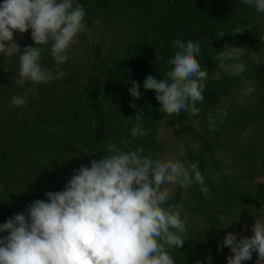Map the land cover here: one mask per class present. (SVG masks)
<instances>
[{
	"label": "trees",
	"instance_id": "obj_1",
	"mask_svg": "<svg viewBox=\"0 0 264 264\" xmlns=\"http://www.w3.org/2000/svg\"><path fill=\"white\" fill-rule=\"evenodd\" d=\"M74 2L84 7L83 23L94 39L85 65H76L69 54L57 69L50 45L39 46L41 66L66 74L51 85H18L20 53L0 55V224L17 213L27 215L26 205L46 200V192L63 190L73 171L103 156L108 144L123 151L143 147L144 155L157 159L165 149L157 137L163 125L192 146L179 160L198 163L207 188L204 193L193 182L171 192L168 204L178 206L186 227L183 246L169 249L174 264H227L230 249L218 250L224 235L251 237V226L264 214V182L258 181L264 175V13L243 0ZM236 29L244 31L233 35ZM177 39L201 47L196 59L208 78L198 115L169 116L160 110L156 92L143 88L148 75L161 81L172 69L168 61ZM30 45L31 31L21 51ZM225 45L245 49L247 70L238 77L218 67L215 57ZM132 81L140 84L138 99L128 91ZM246 81L255 87L248 95ZM13 96L25 104L14 106ZM221 110L227 118L219 117ZM137 123L146 135L133 138ZM256 260L253 252L242 264Z\"/></svg>",
	"mask_w": 264,
	"mask_h": 264
},
{
	"label": "clouds",
	"instance_id": "obj_2",
	"mask_svg": "<svg viewBox=\"0 0 264 264\" xmlns=\"http://www.w3.org/2000/svg\"><path fill=\"white\" fill-rule=\"evenodd\" d=\"M243 3L264 13V0ZM84 17V7L74 0H3L0 53L9 57L21 53L14 31L23 34L31 29L33 41L19 55L15 83L39 84L63 78V71L41 66L43 48L39 46L50 45L58 69L67 61L74 37L85 28ZM243 31L236 29L232 34ZM173 47L176 51L168 61L172 69L161 81L148 75L143 88L156 92L160 110L169 116L181 111L198 115L196 105L204 100V81L208 78L196 59L200 44L177 39ZM244 51V47L225 45L215 57L218 67L233 77L240 76L247 70L241 60ZM245 84V95L255 91L251 81ZM139 89L140 84L132 81L128 91L133 99L140 97ZM11 102L17 107L25 104L20 96H13ZM218 115L227 118L228 113L221 110ZM140 119L136 116L137 121ZM208 122L214 130L211 115ZM131 134L135 138L146 132L137 123ZM144 152L143 147L123 151L108 144L103 156L73 171L63 190L46 192V200L26 205L27 215L17 213L0 224V233H7L0 237V264H174L169 249L183 246L186 227L178 206L168 204L171 190L165 185L187 189L196 182L204 193L207 188L203 187L198 163L153 159ZM260 211L264 213V208ZM220 221L223 223V217ZM251 232V237L240 239L232 232L224 235L218 250L230 249L227 264L251 260L253 252L257 253L256 264H264V216L255 220Z\"/></svg>",
	"mask_w": 264,
	"mask_h": 264
},
{
	"label": "rangeland",
	"instance_id": "obj_3",
	"mask_svg": "<svg viewBox=\"0 0 264 264\" xmlns=\"http://www.w3.org/2000/svg\"><path fill=\"white\" fill-rule=\"evenodd\" d=\"M2 2L3 1L0 0V3ZM89 30L90 27H85L82 31H80L77 36L74 37L73 42L70 44L67 50L66 55L73 54L75 56L76 65H85L89 61L88 48L89 45L94 42V39L90 37L91 34L89 33ZM30 31L31 29L23 34L14 31V41L19 45L20 48L24 46L26 42V36L30 33ZM92 31L96 32L94 26L92 27ZM20 54H22V51ZM0 55L3 54L0 53ZM69 56L71 58L73 57L72 55ZM52 70L54 72L56 68L53 67ZM47 84L51 85L50 82H47ZM157 137L162 142L165 148L164 152L157 159H161L164 161H175L181 158L186 149L192 148L189 143L185 142L181 137L176 136L172 128H166L163 125L159 126ZM258 181L264 182V175ZM165 187H168L172 192L175 185H165Z\"/></svg>",
	"mask_w": 264,
	"mask_h": 264
}]
</instances>
